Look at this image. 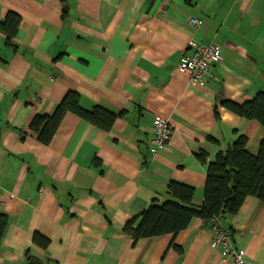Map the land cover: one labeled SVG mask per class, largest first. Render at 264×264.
Here are the masks:
<instances>
[{"label":"crops","instance_id":"0c3cea01","mask_svg":"<svg viewBox=\"0 0 264 264\" xmlns=\"http://www.w3.org/2000/svg\"><path fill=\"white\" fill-rule=\"evenodd\" d=\"M8 12L21 21L14 47L0 30V264H232L211 246V222L137 242L123 227L171 198L170 181L201 206L207 165L238 135L258 153L264 127L220 102L264 91V0H0V21ZM191 42L222 56L201 83L177 70ZM70 91L123 114L104 130L68 113L39 143L32 117ZM156 114L173 125L163 148ZM220 219L243 264H264V202L248 196Z\"/></svg>","mask_w":264,"mask_h":264},{"label":"trees","instance_id":"16d2710c","mask_svg":"<svg viewBox=\"0 0 264 264\" xmlns=\"http://www.w3.org/2000/svg\"><path fill=\"white\" fill-rule=\"evenodd\" d=\"M21 18L15 12H8L0 21V30L6 36V44L13 46ZM220 105L240 117L255 120L264 127V91L242 103L222 100ZM71 113L101 129L110 130L122 113L115 114L100 106L91 109L83 107L78 92L70 91L61 99L49 114H36L29 123V129L43 145H49L65 116ZM248 138L238 135L225 151H218L207 165L204 184V199L201 206L192 204L194 188L190 185L170 181L167 193L171 198L149 204L144 211L125 223L123 231L134 242L139 239L164 234L173 236L187 228L193 219L211 222L236 214L244 200L253 196L264 202V136L258 153L253 155L246 149ZM199 159L205 162L201 153ZM5 219L0 215V232ZM33 242L47 247L49 240L34 233Z\"/></svg>","mask_w":264,"mask_h":264},{"label":"built area","instance_id":"2783aa9c","mask_svg":"<svg viewBox=\"0 0 264 264\" xmlns=\"http://www.w3.org/2000/svg\"><path fill=\"white\" fill-rule=\"evenodd\" d=\"M190 22L198 24V20L196 19H191ZM189 49V52L184 54L178 62L177 70L186 74L189 82L201 83L211 67L222 61L220 48L215 43L202 44L191 42ZM153 127V144L158 148L165 147L173 132V125L169 118L161 114H156ZM210 231L213 237L211 246L221 249L224 260H228L232 264L244 263L243 251L235 245L230 236L229 229L222 224L219 217L211 221Z\"/></svg>","mask_w":264,"mask_h":264}]
</instances>
